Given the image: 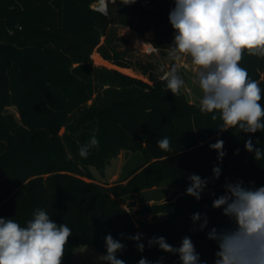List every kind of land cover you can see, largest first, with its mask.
<instances>
[{"label":"trees","instance_id":"trees-1","mask_svg":"<svg viewBox=\"0 0 264 264\" xmlns=\"http://www.w3.org/2000/svg\"><path fill=\"white\" fill-rule=\"evenodd\" d=\"M95 1L0 0V217L26 226L40 209L66 224L72 235L62 262L86 243L106 255L105 237L111 234L125 245L116 253L125 264L141 258L182 264L178 253L148 241L164 237L178 248L185 236L202 262L214 264L218 248L208 233L231 225L213 200L224 194L228 174L231 183L264 186V158L257 161L245 150L251 139L264 151V132L221 131L218 112H202L182 88L176 95L167 89L161 57L176 34L169 22L174 0H107V14L92 7ZM125 27L136 37L148 35L153 49L137 50L122 33ZM95 53L104 63H96ZM240 66L264 94V56L245 50ZM92 137L98 146L82 158L79 149ZM164 137L171 152L157 146ZM217 140L224 142L222 162L209 147ZM122 150L139 152L142 162L131 169L137 174L125 186L98 182L91 167L103 174ZM214 166L221 168L218 179ZM191 174L209 180L199 201L185 194L140 211L163 213L161 219L137 222L118 191L133 194L173 180L186 192ZM194 213L207 217L202 231L203 221L191 219ZM137 233L143 252L128 239Z\"/></svg>","mask_w":264,"mask_h":264},{"label":"clouds","instance_id":"clouds-1","mask_svg":"<svg viewBox=\"0 0 264 264\" xmlns=\"http://www.w3.org/2000/svg\"><path fill=\"white\" fill-rule=\"evenodd\" d=\"M132 0L131 3H134ZM175 7L169 13V22L175 30L170 54H183L191 58L197 69L198 84L203 96L200 110L220 114L221 131L230 128L244 133L264 132V94L259 82L250 79L247 69L240 66L243 53L264 56V0H174ZM163 80L174 95L180 93L185 81L173 66L165 72ZM216 120L217 116L212 115ZM257 143H259L257 141ZM98 141L90 142L79 149V155L87 158ZM157 146L171 152L167 137L157 141ZM217 151V160L222 162L226 155L223 140L209 145ZM245 150L254 153L258 161L264 151L255 147L252 140L245 143ZM238 151V150H237ZM213 178L218 179L221 168L214 166ZM186 195L201 199L209 180L191 174ZM224 194L213 200L212 207L222 209L229 219L230 227L211 229L208 239L217 244L214 264H264V186L245 187L243 181L224 184ZM213 195H215L213 193ZM193 223L203 221L199 230L207 227V217L194 213ZM72 230L66 224H57L49 214L37 209L33 219L21 226L11 218L0 217V264H62L65 246ZM136 242L138 251L143 252L142 234L128 237ZM148 245L179 254L182 264H206L200 260L192 240L185 236L180 247H173L164 237H153ZM107 254L102 256L106 264H125L117 258L125 245L114 240L111 234L105 237ZM138 264H152L141 258ZM156 264H160L157 261Z\"/></svg>","mask_w":264,"mask_h":264},{"label":"rangeland","instance_id":"rangeland-1","mask_svg":"<svg viewBox=\"0 0 264 264\" xmlns=\"http://www.w3.org/2000/svg\"><path fill=\"white\" fill-rule=\"evenodd\" d=\"M122 33L128 36L132 41L134 40L137 50L144 52L150 51L153 45L149 42V36L136 37L128 27L122 29ZM136 50V52H138ZM94 57L96 63H104L99 58V54L95 53ZM98 57V58H97ZM162 63L165 68L164 72H167L175 66L178 74L185 81L182 87L183 91L187 94L188 99L193 103H200V99L203 96L202 90L198 84L197 69L191 64V58L186 57L183 54H177L173 56L170 54V50L161 57ZM10 110L19 117V114L15 107H11ZM139 152L122 150L113 158L106 166L104 173L101 174L95 167H91V170L100 183L109 186H125L129 183L137 172H131V169L136 167L142 162ZM120 198L123 201L124 206L129 210L134 219L138 220H155L164 217L163 213H149L144 214L140 211L146 205L161 204L166 202H176L179 196L185 195V190L177 183L172 181H165L160 184L144 188L133 194L122 193V190H118ZM104 253L98 250L92 243H86L76 246L73 250L71 260L64 261L62 264H100L101 257Z\"/></svg>","mask_w":264,"mask_h":264},{"label":"built area","instance_id":"built-area-1","mask_svg":"<svg viewBox=\"0 0 264 264\" xmlns=\"http://www.w3.org/2000/svg\"><path fill=\"white\" fill-rule=\"evenodd\" d=\"M107 0H96L93 4H92V7L95 9V10H98V11H101L105 14H107L108 12V9H107ZM153 49V47H152ZM225 181L226 183L227 182H231V175H226L225 177Z\"/></svg>","mask_w":264,"mask_h":264},{"label":"crops","instance_id":"crops-1","mask_svg":"<svg viewBox=\"0 0 264 264\" xmlns=\"http://www.w3.org/2000/svg\"><path fill=\"white\" fill-rule=\"evenodd\" d=\"M191 102H192V101H191ZM75 248H76V247H75ZM75 248H74V249H75ZM74 249H73V250H74ZM73 250H72V253H73ZM71 256H72V255H71ZM70 260H71V259H70Z\"/></svg>","mask_w":264,"mask_h":264}]
</instances>
